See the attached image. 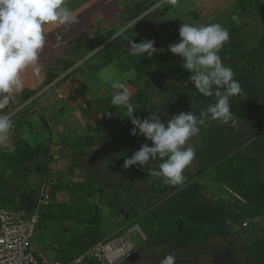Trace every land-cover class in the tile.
I'll return each instance as SVG.
<instances>
[{"label": "rangeland", "instance_id": "374dc122", "mask_svg": "<svg viewBox=\"0 0 264 264\" xmlns=\"http://www.w3.org/2000/svg\"><path fill=\"white\" fill-rule=\"evenodd\" d=\"M140 1L100 0L102 5L97 11L98 14L92 10L88 14L93 21L97 22V25L98 23L106 25V31H113L111 33H114V36L120 35L129 28L142 41H155L154 48L163 54L169 62L167 82L162 83V80H153L150 75L138 78L135 70L124 72V69H120L118 67L120 62H123L128 69L134 65L135 58L130 53L123 55L122 60L117 58L113 63L106 65L99 71L94 69L95 66L101 65L103 62V58L99 56L89 60L84 65L85 75L88 76V79L83 81L84 77H77L72 83L75 91L78 90L81 94L83 93L78 98L79 104L72 110V116L74 115L77 121L75 120L76 123H74L69 120L71 113L70 110H66L60 116L63 123L59 125V127L68 126L76 133V136L73 133L72 143L68 148L72 149V153L74 152L73 161H75L70 169L74 170L76 169L75 166H78V171H81V176L84 179V183H82L84 189L82 193H79L80 197L83 200L86 199L84 204H88L92 200L95 204L97 202L100 204L99 208L102 206L107 208V219L102 221L101 212V223L105 222L109 226L115 227L119 219L130 227L137 222V225L126 228L127 231L132 232L131 241L134 245V252L131 257L118 264H160L161 260L169 254L174 255L175 264H214V253L225 248L233 250L236 264H257L251 248L256 245L261 250L264 246V213L251 220L238 221V224L233 226V230L226 234V238L210 237L204 245L197 247L190 245L185 248H175L165 242H159L161 241L160 238L157 241L146 238L145 233L149 228L147 222L150 220L151 213L165 206L168 199L180 190L176 189L173 193L170 189L164 192H157L153 189L154 182H158L160 178L153 176L152 172L159 169V164L162 161L150 160L143 167L137 165L124 169V162L121 161L116 152L107 149L108 144L106 142H98L90 148L93 150H88L89 148L84 149L83 144H79L77 141L79 137L83 138L86 135L102 136L113 127L119 132L126 128L132 136L130 124L125 127L118 121L112 127L105 125L101 112L98 110V100L101 97L112 96L118 91L112 88L113 80L123 82L128 88L131 98L137 92L144 93L146 99L143 109L145 118L156 113L162 121L166 122L181 112H193L199 116L201 112L207 109L209 103L196 100V97L202 94L195 91V87L189 79L191 74L182 67V59L169 51V45L179 43V28L183 23L194 25L220 23L228 31L233 27L239 29L238 34L230 35L229 42L225 44L219 55L224 65L233 70L235 79L239 76H245L254 82L258 92L257 109L252 110L253 113L247 119L240 120L233 115V119L227 124L209 120L205 126H201L199 135L192 137L189 144L186 145L192 146L196 155L191 164L184 170L185 185L183 186L191 183L202 185L201 193L194 200V203L199 205L207 202L213 203L220 199L226 200L227 196L224 189H221L220 183L217 181L218 173L221 170L219 166L222 162L228 165L227 160L231 155L237 156L239 154L240 156L243 153L255 157L256 169L253 171L252 177L258 182L264 183V144L260 143L261 140L259 142L257 140L264 134V59H261V57L264 58V0H176L169 11H166V0H159L146 12L159 9V14L153 17V24L150 27L140 24L139 18L129 23L125 22L126 10ZM233 15L239 17V23L232 20ZM103 28L105 29V27ZM84 31L90 37L96 31V25L91 28L84 27L79 33ZM110 40L105 42L102 47ZM100 48L98 47L97 50ZM91 54L93 52L89 55ZM150 63L152 67L155 66L154 60L151 59ZM211 126L216 127L223 135L225 134V141L221 142L219 138L215 140L209 138L208 132ZM58 131V134H61L62 128ZM67 132L68 130L63 131V133ZM65 140L68 141V139ZM21 143L25 142L22 141ZM259 143L263 148H258ZM140 146L137 144L134 153L139 150ZM254 149L261 150L257 152ZM6 158V161L0 163V176L8 177L12 175L11 173H15L14 176L16 174L20 176L24 170L23 164H20L21 162L17 159ZM111 158L115 161H111ZM113 164H115L114 171L112 170ZM242 164L245 162L242 161ZM223 166L225 167V165ZM51 173L52 171L49 170V174ZM121 181L129 185L122 189L120 187ZM17 182H21V179L18 178ZM157 185L162 187L160 184ZM4 188L6 187L0 178V205L10 209L17 208L11 199L4 195ZM78 188V185H74L72 190ZM114 192L125 203L134 205L133 210L131 208L127 210L131 213L129 219L122 217L119 211L114 208V204L116 207L118 206V199L117 196H114ZM72 198L70 195L68 203H73ZM40 206L42 204H40L39 198L35 210L37 211ZM188 208L190 209V207ZM38 211L40 212V209ZM75 211L78 209L73 204L41 208L39 214L42 220L36 228L33 241L37 249L48 260L68 261L72 257L76 244L72 243V240L68 241L63 232L57 231L56 224H62L64 222L62 216L66 217L67 215H69L66 217L67 222L72 225L78 224L81 221L79 216L82 214L78 216ZM128 212L126 213L128 214ZM45 213H50V216L47 217L44 215ZM50 221L53 223L50 224ZM244 223H247L248 230L244 227ZM167 224L164 223V226H160V228L165 230L168 227ZM250 225L252 226L251 230H249ZM102 226L99 229H104V224ZM136 226L138 229L133 231ZM44 227L47 228L44 229ZM86 230L82 227L78 232L80 234ZM100 234L103 239H108L118 233L111 235L109 230H105L100 231ZM249 259L252 263H249ZM92 263L97 264L96 262Z\"/></svg>", "mask_w": 264, "mask_h": 264}, {"label": "trees", "instance_id": "16d2710c", "mask_svg": "<svg viewBox=\"0 0 264 264\" xmlns=\"http://www.w3.org/2000/svg\"><path fill=\"white\" fill-rule=\"evenodd\" d=\"M158 2L159 0H141L140 2L130 6L126 10L127 15L125 16V22L129 23L139 18L140 24L142 23L148 27L152 26V19L159 14V9L148 13L146 12ZM171 5L172 4L166 2V11L170 10ZM111 32L113 31H97L96 36L92 39H88L87 41H85L81 35L75 40L73 38L70 43L72 44V51L76 54V56L69 62L66 61L63 70H68L78 60L89 55L91 52H94L101 46L100 49L96 50L84 62L86 65L89 60L95 58L96 56L103 58L102 64L97 65L94 68L99 71L106 65L113 63V61L117 60V58L122 60L123 55L130 53V44L125 37L133 39V42L135 43H140L142 41L139 37L135 36L129 28L115 37H113L114 33ZM229 33L230 35L238 34L239 29L237 27H233ZM109 39L111 40L102 47V45ZM133 57L135 58V63L130 69L124 66L123 62L118 63V67L122 70L124 69V72H126V70H135L136 77L138 78L150 75L153 80H162V83L167 82V68L169 62L163 54L156 51L151 57ZM151 59L155 62L154 67H152L150 63ZM261 59L263 60L264 58L261 57ZM169 69L171 70V68ZM171 71L175 72V70ZM57 76L58 75L55 74L51 75L49 82L53 81ZM236 80L240 83L241 92L230 98L231 112L232 115L236 116L240 120L247 119L249 115L257 109L258 92L256 91L254 82L248 80L247 77L239 76ZM31 94V91H25L23 98L26 100ZM111 97L112 96L101 97L98 100V110L101 112L104 124L108 126L111 125L112 127V125L120 121L125 127H127L128 124L133 127L131 120L126 116V110L121 107L111 105ZM215 99L216 98L214 96L205 97L203 95H199L196 97L198 102H207L209 104L215 103ZM131 102L136 106L137 112L134 113V116L143 120L145 118L143 109L146 103L144 93H135V95L131 98ZM114 129L116 128H111L110 131H106V133L102 136L86 135L83 138L79 137L77 141L79 144H83L84 149L90 148L98 142H106L108 144L107 149L116 152L123 162L126 158H130L134 154L137 144L141 145L146 142L145 138L142 136H130L129 131L126 128L121 132ZM208 134L211 140L219 138L221 142L225 141V134L223 135L220 133L216 127L211 126ZM210 134L212 135L210 136ZM263 139L264 134L257 140L258 142L261 140L260 143L262 142V144H264ZM109 142L111 143L109 144ZM260 143L258 148L261 147ZM149 146L151 145L149 144ZM41 149V146L31 148L26 143H19L13 146L11 154L7 157L9 159H17V161L22 159L26 160L32 156H37ZM259 150L261 149H254V151L257 152ZM237 156L231 155V157L227 160L229 162L228 165L222 162L219 166L221 170L218 173L219 176L217 181L220 183L219 186L221 189H224V193L227 196L226 200L220 199L213 203L207 202L203 205H199L198 203H194V200L202 191L203 187L201 184L191 183L183 186L185 185V183H183L181 186L173 187L165 185L162 183L161 179H159L158 182L155 181L153 189L157 192H164L169 189L171 192L176 189L180 190L175 193L173 192L174 194L168 199L165 206L160 207L151 213L150 220L147 222L149 228L145 233L146 238L153 239L155 241L160 238L159 240L161 241L159 242H165L175 248H185L190 245L197 247L204 245L210 237L226 238V234L233 230V226L237 225L238 221H244L246 219L251 220L257 216H261L264 213V183L258 182L252 177V173L256 169V159L251 154L246 153H243L240 156L238 154ZM111 161L114 162L115 160L111 158ZM242 161H244L245 164H242ZM223 165H225V167ZM112 170H115V164H113ZM157 184L162 185V187H159ZM128 185V183L121 181L120 187L124 189ZM57 187L58 186L52 188L51 194ZM227 189L231 191L233 190L232 192L236 193L240 199H234L232 197L233 195ZM116 192H114V196H117ZM39 198V191L37 189H31L27 193L21 194L18 198L19 202L14 204L17 206V209H22L28 213H32L37 207ZM116 198L118 199V206L116 207L115 204L113 206L117 211H119L122 217H125L128 209H134V205L128 202L125 203L119 195ZM188 207H190V209ZM130 217L131 213L128 212V219ZM134 222H136V220H134ZM164 223H168V227H166L165 230L160 228V226H164ZM78 224L82 225L87 230L81 232L76 237L74 242L76 247L73 249L72 257L68 259V261L91 249L94 245L103 240L99 229L102 224L101 211L98 207L94 209L91 217L81 218V221L78 222ZM134 225H137V222L136 224L130 225V227ZM245 228L248 230V225ZM251 228L252 226L250 225L249 230H251ZM230 244H232V242H230ZM251 249L254 252L253 258L257 264H264V246L260 250L256 245H253ZM248 261L249 263H252L250 259ZM213 263L236 264V260L233 257V250L225 248L224 250L216 251L214 253Z\"/></svg>", "mask_w": 264, "mask_h": 264}, {"label": "clouds", "instance_id": "9594fccd", "mask_svg": "<svg viewBox=\"0 0 264 264\" xmlns=\"http://www.w3.org/2000/svg\"><path fill=\"white\" fill-rule=\"evenodd\" d=\"M166 2L175 4L176 0ZM232 20L239 23L236 15ZM78 22L66 0H0V148L8 147L13 127L4 109L10 102V94L23 90V74L38 65L46 43V27ZM179 38V43L169 45V51L182 59V67L191 74L189 79L195 91L205 97L214 96L215 103H210L199 116L193 112H181L165 122L156 113L143 120L134 116L136 106L131 102L128 88L120 80H113L112 88L118 91L111 97L112 106L126 110L133 125L131 135L146 140L139 150L124 160V169L137 165L143 167L150 160H160L159 169L152 175L173 187L183 185L184 170L195 158V149L186 146L191 138L198 136L201 126L209 120L224 124L231 121L230 98L241 92L233 70L224 65L219 55L230 40L227 28L220 23H183ZM125 39L133 56L151 57L157 51L155 41L135 43L133 39ZM160 264H175L174 255L165 256Z\"/></svg>", "mask_w": 264, "mask_h": 264}, {"label": "crops", "instance_id": "0c3cea01", "mask_svg": "<svg viewBox=\"0 0 264 264\" xmlns=\"http://www.w3.org/2000/svg\"><path fill=\"white\" fill-rule=\"evenodd\" d=\"M66 3L73 10V14L78 17L79 22L73 25L46 27V43L41 52L38 65L35 68H29L23 74L25 81L23 90L19 92L14 91L10 94V102L4 109L8 115L13 114L14 116L11 120L13 127L9 134L8 147L0 148V163L1 161H6V157L11 154L13 146L22 141L31 148L41 146L42 149L37 156H32L26 160H20V164L24 166L23 173H20V176L17 174L14 176L15 173H11L12 175L8 177L2 175L0 178L1 182L4 183L6 187L3 193L11 199L12 203H18L19 196L27 193L31 189H37L40 196L43 180L47 178L56 179V186L58 187L52 193L53 202L49 206H40L38 208L40 212L42 207L51 208L55 205L73 204L78 209V211H75L76 214L78 216L82 214L79 218H89L92 216L94 209L96 207L99 208L100 204H98V202L95 204L92 200L88 202V204H84L86 199L83 200L80 197L81 195L79 193H82L84 189V187H82L84 179L83 176H81V171H78V166H75L76 169L74 170L70 169L75 161H73L74 152L72 153V149L68 148L72 143L71 139H73V133L75 136L76 133L75 130L72 131L68 126L59 127V125L63 123L60 116L64 114L66 110H70L69 112L71 113L69 120L76 123L75 116H72V110L79 104L78 98H80V95H83V93L81 94L78 90L75 91L72 87V83L77 77H84L83 81L88 79V76L85 75L86 69L84 68V62L92 54L81 58L68 70L64 71L63 68L66 61L69 62L76 56L72 51V44L70 43L73 38L75 40L81 35L83 39L87 41L88 39L94 38L97 31H106V25L99 23L97 25V22L93 21L88 14L91 10L98 14L97 11L102 5L100 0H66ZM95 25L96 31L90 37H88L85 31L79 33L84 27L91 28ZM103 27H105V29ZM63 44H65V46H63ZM78 69L82 70L79 71ZM53 74L58 76L53 81L49 82ZM25 91L32 92L26 100L23 98ZM73 104L74 106H72ZM60 128H62V132L60 131L61 134H58ZM66 130H68V132L63 133V131L66 132ZM65 139H68V141ZM90 148L88 150H93ZM49 170L52 171L51 174H49ZM18 178L21 179V182H17ZM74 185H78L79 188L72 190ZM57 191L61 192V194H59L61 197L59 198L55 197ZM63 193L64 195H62ZM70 195L73 197V203H68ZM99 209L102 212V221H106L107 208L105 209V207L102 206V208ZM49 214L50 213H45L44 215L49 217ZM66 217L62 216L64 220L62 224H56L58 228L57 231L63 232V235L68 238V241L72 240V243H74L76 240L75 237L79 234L78 230L83 226L77 223L73 225L70 224L66 221ZM118 221L115 227H111L105 222L102 223V225L104 224V229L101 228L100 231L109 230L111 235L117 233L119 236L123 235L125 231H127L126 228H129V226L119 219ZM51 223L53 222L50 221V224ZM46 228L47 227H44V229ZM105 239L106 238L102 241Z\"/></svg>", "mask_w": 264, "mask_h": 264}, {"label": "built area", "instance_id": "2783aa9c", "mask_svg": "<svg viewBox=\"0 0 264 264\" xmlns=\"http://www.w3.org/2000/svg\"><path fill=\"white\" fill-rule=\"evenodd\" d=\"M16 113V112H15ZM14 113V114H15ZM12 120L13 114L9 115ZM57 185L56 179L43 180L40 189V204L49 206L53 202L51 190ZM234 197H240L227 189ZM58 194V195H57ZM57 191L55 197L59 198ZM64 195V193L62 194ZM40 212L28 213L22 209L0 206V264H118L128 259L134 252L131 231L121 236H112L94 245L69 261L48 260L36 247L33 239L38 225L41 224ZM247 223H244V227ZM138 229L134 227L133 231Z\"/></svg>", "mask_w": 264, "mask_h": 264}, {"label": "water", "instance_id": "95a60500", "mask_svg": "<svg viewBox=\"0 0 264 264\" xmlns=\"http://www.w3.org/2000/svg\"><path fill=\"white\" fill-rule=\"evenodd\" d=\"M125 217L128 218V214L127 213L125 214Z\"/></svg>", "mask_w": 264, "mask_h": 264}]
</instances>
